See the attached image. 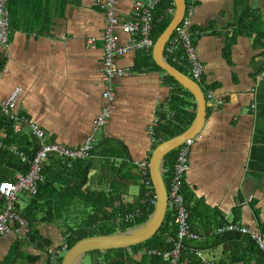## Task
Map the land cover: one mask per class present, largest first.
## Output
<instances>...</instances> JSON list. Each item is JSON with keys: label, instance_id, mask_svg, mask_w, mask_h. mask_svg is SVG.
I'll return each mask as SVG.
<instances>
[{"label": "crops", "instance_id": "0c3cea01", "mask_svg": "<svg viewBox=\"0 0 264 264\" xmlns=\"http://www.w3.org/2000/svg\"><path fill=\"white\" fill-rule=\"evenodd\" d=\"M135 1L118 0L120 25L117 34L121 44L129 39L122 24L130 19ZM196 1L191 25L195 29V43L204 66L201 88L204 93L212 89L215 99L223 101L216 111L207 108L206 123L195 138L189 155L185 183L194 196L191 203L197 210V229L203 233L205 225L214 227L223 218V225L239 223L264 238V171L250 167L255 132L264 130V117L258 116L257 98L263 79L258 80L260 74L256 80L252 77L256 68L253 60L259 51L253 47V38L239 37L231 51L232 64H229L223 48L226 35L232 34L242 6H236L235 0ZM40 2L47 6L44 16L49 21L31 23L24 19L26 24L11 31L10 46L0 48L6 56V64L0 71V101H4L15 87L23 88L15 108L23 120L18 123L12 120L14 132L33 138L31 124L35 123L45 130L48 142L68 148L82 145L95 134L96 153L91 159L84 160L90 164L88 180L83 186L85 192H110L114 175L110 170L115 166L121 168L117 179L121 183L122 203L134 204L142 186L151 193L154 191L156 196L152 180L150 185L145 184L138 163L150 162L158 142L153 141L151 125L156 117H160L161 111L165 110L169 116L172 87L165 82L164 72L156 67L159 65L153 58V49L151 53L132 51L119 59V64L130 66L133 73L114 79L115 100L111 116L95 132V119L106 105L102 81L103 10L96 0ZM242 2L252 8L264 7V0ZM91 38L95 39L94 43H89ZM140 54L151 55L154 63L142 62ZM191 101L195 106L190 105L187 109L194 112L195 118L196 102L194 98ZM253 104L256 105L255 111L249 110ZM3 115L0 112V116ZM6 137V131L0 127V138L4 141ZM37 142L40 148L38 139ZM4 148L21 159L19 153L22 151L18 145L5 144ZM57 157L68 164L83 161ZM49 163L47 160L44 166ZM13 172L14 180L18 173H23ZM29 198L26 191L20 192L17 205L24 208ZM88 211L76 201L69 212L59 213L50 222L35 223L36 239L25 237L24 228L11 222L12 230L0 235V264H59V257L63 258L62 253L67 250V227L80 228L88 218ZM132 213L137 218L140 210ZM127 214L117 218L120 227L135 219L125 220ZM120 227L117 231L122 230ZM218 227L210 230L208 236L194 241L199 248L196 254L204 264L229 261L230 250L235 247V242H225L217 247L207 245V238L213 237L212 233ZM16 249L19 253L15 252ZM149 251L153 250H145L152 255ZM129 254L136 261L142 256L130 249Z\"/></svg>", "mask_w": 264, "mask_h": 264}, {"label": "trees", "instance_id": "16d2710c", "mask_svg": "<svg viewBox=\"0 0 264 264\" xmlns=\"http://www.w3.org/2000/svg\"><path fill=\"white\" fill-rule=\"evenodd\" d=\"M190 0H187L189 3ZM195 5L197 3L194 0ZM235 5L242 6L239 11V16L232 29V34L226 35L225 46L223 48V55L229 64H232L231 51L233 46L237 43L239 37L253 38V47L259 52L255 55L253 65L256 67L252 77L256 80L257 76L264 70V7L252 8L244 6L242 0H235ZM175 5L166 0L162 1L155 10L154 26H153V40L156 42L158 37L164 32L172 20V15H165L168 7ZM7 7L10 14L11 31L17 27H22L26 24L28 19L31 23L48 22L44 11L47 9L43 6L40 0H7ZM48 10V9H47ZM194 31V27H191ZM195 33V32H194ZM196 39V36H195ZM140 59L144 63L153 62L151 55L140 54ZM169 62L181 72L188 74L186 68L182 65L176 64L173 60ZM6 64V56L0 51V71L4 69ZM165 74L164 80L172 87V94L168 103L169 112L173 115L169 117L165 110L161 111L159 123L154 131V138L159 144L163 140H167L177 134L183 132L192 122L194 112H189L187 107L195 106L191 101L193 95L178 81L168 73H166L159 66H156ZM210 87V86H209ZM212 88V87H211ZM264 78L261 81L258 92L259 113L258 116L264 117ZM14 122L6 115L0 116V127L4 128L7 137L4 139L6 145L16 144L19 150L26 155V160L21 159L12 154L7 148H0V182L5 180H14L13 171H21L27 173L31 167V163L37 153L38 142L35 137L28 136L23 133H15L13 128ZM96 148V147H95ZM96 153V149L93 154ZM177 155V149L171 151L165 156V182L168 186L169 173L172 170ZM49 164L43 168V180L37 185V193L30 195L27 205L24 208L17 206L19 213L29 222V232L27 234L29 239H36L37 234L34 229V224L37 222H50L59 216V213L64 211L69 212L72 204L76 201L84 205L88 211V218L83 222L80 228L74 229L67 227L65 231L67 249L71 248L78 240L86 236L97 234H109L116 232L120 227L116 222L117 218L123 217L127 213L137 212L140 210L139 216L131 222H126L121 225L122 230L132 228L136 225L142 224L147 220L154 209V204L151 203L154 199L153 193L149 192L146 187L141 188V191L134 202V204H124L121 202V183L118 181L117 174L120 169L115 166L111 168L110 172L114 173L112 176L111 191H91L85 192L83 186L88 180L89 162L75 161L68 164L66 161L58 158L56 155L49 157ZM114 164V163H113ZM113 166V165H112ZM250 167L257 171H264V130L255 132L254 141L251 149ZM186 177V176H185ZM106 179V178H105ZM107 180V179H106ZM183 192L187 206L190 210V223L193 230L197 229L196 207L192 206L193 195L185 183ZM0 211L3 209V200L0 198ZM225 221L220 218L214 227L206 226L204 235L208 236L210 230L217 226L223 225ZM200 232V231H199ZM213 235V234H212ZM177 229L175 225V217L171 211H167L165 221L160 230L147 241L131 246L129 248L110 249L106 251L95 250L92 254L103 255L105 264H169L161 255H148L145 250L169 251L173 244L168 241V238H176ZM207 245L217 247L223 243L235 242V247L230 250L229 261L221 260L218 264H264V252L257 244L251 235L240 232H225L223 234H215L211 238H207ZM21 242L17 246L20 245ZM195 242H184L180 264H204L198 258L196 251L199 249ZM209 243V244H208ZM129 249L134 253H141V259L135 260L130 254ZM19 253V250H15ZM61 264L62 257L58 259ZM11 262V261H10ZM95 264H101L99 259H96Z\"/></svg>", "mask_w": 264, "mask_h": 264}, {"label": "built area", "instance_id": "2783aa9c", "mask_svg": "<svg viewBox=\"0 0 264 264\" xmlns=\"http://www.w3.org/2000/svg\"><path fill=\"white\" fill-rule=\"evenodd\" d=\"M164 0H137L134 2L133 11L130 19L122 24V29L129 36L125 44H121L117 34V27L120 25L118 11V0H96L97 5L103 10L104 30L102 35L104 48V63L102 81L104 84L103 97L106 105L95 119V132L100 130L107 122L112 112V104L115 100L114 79L117 77L129 76L133 73L130 66H122L119 59L132 51H141L151 53L155 41L153 40L154 13L158 5ZM174 4V0H166ZM187 2V0H186ZM175 5V4H174ZM195 10L194 0L187 3L186 12L183 20L175 29L173 35L165 46V58L173 60L176 64L182 65L188 71V75L194 79L203 88L204 66L201 62L197 46L195 43L196 33L192 30L191 17ZM175 8L168 7L165 15H172ZM173 16V15H172ZM10 14L7 7V0H0V48L10 46L11 26ZM95 39H89V43H94ZM264 78V71L259 75L258 80ZM23 92L20 86L15 87L4 101H0V112L6 115L15 123L23 120L15 111L18 100ZM205 94L207 108L216 111L223 103L222 100L215 99L214 91L207 89ZM256 105L253 104L249 110L255 111ZM169 112V117H172ZM159 123V117H156L151 125V131L154 135L155 128ZM32 134L39 140L40 148L32 161L31 168L27 173H18L14 181L5 180L0 182V198L3 200V209L0 211V235L9 233L12 230L11 222H16L21 228H24L25 237L29 232V222L17 210L18 195L26 191L29 195L37 193V185L43 180V167L49 156L57 155L70 161L88 160L93 156L96 149V135H90L82 145L74 148H68L56 142L46 140V132L39 125L31 124ZM156 140L153 137V141ZM195 138H188L177 148V155L168 177V210L175 217L177 229L176 238L169 237L168 241L173 244L169 251L159 252L157 250L149 251V254H157L169 262V264H180L184 242L198 241L203 238L204 232L195 231L190 223V210L187 206L183 192L184 178L189 170V155ZM4 141L0 138V148H4ZM22 160H26V155L19 153ZM143 175L145 184L151 183L149 176L150 164L148 161L138 163ZM165 170V169H164ZM156 196L151 203L155 204ZM136 217L134 213L126 215L125 220L130 221ZM240 232L251 235L256 240L259 247L264 252V238L259 233L250 231L247 227L239 223H228L219 226L215 234L225 232ZM214 234V233H212ZM67 248V246H65Z\"/></svg>", "mask_w": 264, "mask_h": 264}, {"label": "water", "instance_id": "95a60500", "mask_svg": "<svg viewBox=\"0 0 264 264\" xmlns=\"http://www.w3.org/2000/svg\"><path fill=\"white\" fill-rule=\"evenodd\" d=\"M174 4L175 11L172 14V20L153 46V58L164 71L194 96L195 118L185 131L157 144L152 153L149 162L150 176L156 193V202L148 219L131 229L81 238L65 251L61 264H80L84 255L95 250L129 248L141 244L152 238L165 221L168 210V190L164 178L165 156L176 150L186 139L196 138L202 132L207 120L206 98L201 86L188 74L173 66L164 55L165 46L183 20L187 7L186 0H174Z\"/></svg>", "mask_w": 264, "mask_h": 264}, {"label": "rangeland", "instance_id": "374dc122", "mask_svg": "<svg viewBox=\"0 0 264 264\" xmlns=\"http://www.w3.org/2000/svg\"><path fill=\"white\" fill-rule=\"evenodd\" d=\"M63 254H64V252L62 253V255ZM90 254L91 253L84 255L80 264H95L96 259H99L101 264H105L103 255H100V254L99 255H96V254L90 255Z\"/></svg>", "mask_w": 264, "mask_h": 264}]
</instances>
